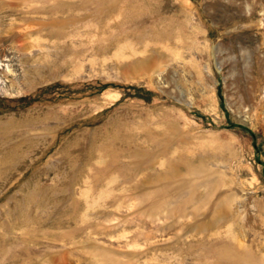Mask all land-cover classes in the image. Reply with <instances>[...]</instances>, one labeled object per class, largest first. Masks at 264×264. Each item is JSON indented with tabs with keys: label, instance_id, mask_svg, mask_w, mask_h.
I'll return each mask as SVG.
<instances>
[{
	"label": "rangeland",
	"instance_id": "1",
	"mask_svg": "<svg viewBox=\"0 0 264 264\" xmlns=\"http://www.w3.org/2000/svg\"><path fill=\"white\" fill-rule=\"evenodd\" d=\"M0 264H264V0H0Z\"/></svg>",
	"mask_w": 264,
	"mask_h": 264
}]
</instances>
